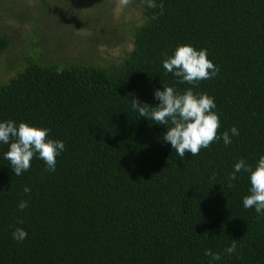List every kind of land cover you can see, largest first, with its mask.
Segmentation results:
<instances>
[{"label": "trees", "instance_id": "obj_1", "mask_svg": "<svg viewBox=\"0 0 264 264\" xmlns=\"http://www.w3.org/2000/svg\"><path fill=\"white\" fill-rule=\"evenodd\" d=\"M80 1L78 14L96 25L78 36L86 55L44 61L29 49L0 80V122L47 128L65 145L54 172L36 154L17 176L0 143V264H264V217L243 206L248 174L227 186L238 159L254 166L264 155V0H162L155 20L159 9L141 0L123 10L105 0L97 12ZM11 30L0 29V55ZM185 44L219 68L193 89L214 99L217 135L233 126L239 135L182 159L163 140L167 128L131 100L155 106L156 89L193 87L162 65ZM13 227L26 231L22 242Z\"/></svg>", "mask_w": 264, "mask_h": 264}, {"label": "clouds", "instance_id": "obj_2", "mask_svg": "<svg viewBox=\"0 0 264 264\" xmlns=\"http://www.w3.org/2000/svg\"><path fill=\"white\" fill-rule=\"evenodd\" d=\"M132 0H119L120 10L130 5ZM141 5L150 9H159L153 12L151 19L155 20L163 15L164 4H158L156 0H141ZM145 22L147 17L144 18ZM162 65L166 72L172 73L178 83H187L193 87L187 88L182 93L177 92L173 87L164 85L163 91L156 89L154 98L159 101L155 106L140 104L137 99L131 100V107L138 111L140 116L162 124L167 128L163 140L170 143L180 158L185 153L193 156L199 154L202 148H208L215 141L223 140L225 145L232 142L233 136H238V128L233 126L222 134L217 135L220 128L219 116L213 109L216 105L214 99L206 93L194 92V87L199 86L202 80L215 78L219 68L208 59L206 49H195L190 45H179L171 55L162 54ZM49 129L30 126L25 122L6 120L0 122V143L8 145L4 158L10 162L11 169L19 176L31 167V160L38 154L39 158L46 164L45 171L54 172L56 169V157L65 150V145L60 140L48 138ZM248 174L250 187L248 194L243 197L245 209L254 208L258 219L264 217V155H261L250 165L246 160L240 158L233 166V171L228 175V187H233L232 181L237 178L238 173ZM210 179H215L213 174ZM31 190L24 188L27 194ZM4 192L0 190V195ZM28 207L25 200L18 203L19 210L23 211ZM17 223L22 224L23 220L17 218ZM27 236L25 230L20 227H13L12 238L22 242ZM237 241L225 249L229 255L237 251ZM205 255L211 261L221 259L219 253L205 249Z\"/></svg>", "mask_w": 264, "mask_h": 264}, {"label": "rangeland", "instance_id": "obj_3", "mask_svg": "<svg viewBox=\"0 0 264 264\" xmlns=\"http://www.w3.org/2000/svg\"><path fill=\"white\" fill-rule=\"evenodd\" d=\"M104 1L80 2L88 5L89 12H97ZM116 3L119 6V0ZM75 4L77 0H0V29L14 30L8 31L12 35L8 52L0 55V80L12 74L23 63L18 56L26 54L29 49L44 61L49 58L73 59L80 54L86 55L84 52L87 42L79 37L92 35L93 31L90 29L96 25L87 21L92 25L88 27L84 22L85 15L78 14V9L73 6ZM107 26L112 25L107 23ZM104 36L106 37V33ZM91 53L95 54L94 51ZM15 65L17 66L10 70Z\"/></svg>", "mask_w": 264, "mask_h": 264}]
</instances>
